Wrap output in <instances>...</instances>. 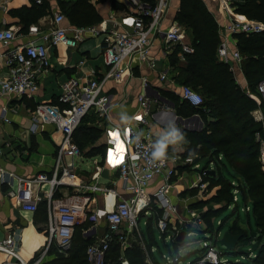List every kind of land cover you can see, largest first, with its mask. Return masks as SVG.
I'll use <instances>...</instances> for the list:
<instances>
[{
    "label": "built area",
    "instance_id": "2783aa9c",
    "mask_svg": "<svg viewBox=\"0 0 264 264\" xmlns=\"http://www.w3.org/2000/svg\"><path fill=\"white\" fill-rule=\"evenodd\" d=\"M35 1L41 4L44 0ZM123 1L130 11L112 28L89 26L74 28L70 31L63 25L64 14L56 12L50 31L42 32L39 27L31 26L28 35L34 40L23 46L8 49L2 54L3 64L8 68V74L0 78V95H12L19 98L32 97L37 92L40 76L51 65L49 56L51 48L60 45L77 48L87 32L92 35H102V56L106 70L100 80L96 77L84 83H80L77 78L68 80L63 86V92L58 97L57 103L39 102L31 112L32 132L44 125L53 126L61 133L62 138L55 152L54 167L51 174L41 173L34 178H18L17 186H12L8 194L15 198L23 210L35 213L41 199L36 196V187L45 183L50 184L51 191L45 195L48 208L46 243L34 258L28 261L19 252L18 235L9 234L0 240V253L5 255V259L0 264H43L54 241L58 253L66 255L72 247L75 229L89 218L97 222L104 220L108 225L102 239L87 248L89 264H105L107 252L115 238L122 242L123 247L128 246L127 234L134 230L140 232L141 216L151 215L152 218H156L158 229L165 239L169 238L176 242L178 234L186 232L183 243H178V246L187 245L186 239L193 235L194 228L202 227L199 230L203 232L206 229L202 226L203 219L200 218L199 221L193 219L191 222L193 229H189L184 224L180 229L173 227L177 207L172 203L170 191L176 187L173 185V177L176 175L177 166L192 164L199 171L202 168L194 163V157L183 158L169 151L163 163L153 161L151 152L155 140L145 128L148 125L147 117L154 101L145 91L149 86L146 80H143V91L138 95L141 113L134 115L129 124L116 126L106 131L108 136L106 162L116 174H119V178L123 180V187L129 191L130 196L124 197L114 187H103L95 183L96 175H94L92 183L84 185L83 193L79 191L63 199L53 197L57 187L75 184L80 170L76 158H81L83 153L74 140V133L82 120L88 114L103 117L113 107L111 96L103 92L104 84L109 80L120 82L132 76L133 67L136 64L147 62L153 67L155 60L152 50L158 40L166 48L180 46L182 50L179 56L182 61H185L186 54L194 52L191 43L186 42L185 27L178 24L175 19L168 18L173 0ZM223 33L230 37L236 34L247 36L261 34L264 33V22L247 18L244 21L230 20L223 26ZM16 36L12 28H1L0 44L8 47ZM37 37L41 38L40 42L36 41ZM218 56L221 61L230 65L234 73H242L243 57L238 48H230L226 38L220 43ZM160 78L166 80L168 77L166 74H161ZM244 91L257 102L258 108L252 116L256 122L261 123L264 132V80L258 84L256 91H252L249 87ZM180 94L183 101L193 106L199 107L204 103L203 96L190 86H182ZM256 138L261 144L260 161L264 164V140L259 132L256 133ZM209 166L207 170H215L214 162H211ZM204 175L207 174L203 169L199 172V181L192 187L204 191L209 185V182L204 181ZM156 176H161L164 183L152 195L148 194L146 188ZM2 179L5 181L4 176ZM232 184L238 185L236 182ZM237 193L238 190H234L235 201ZM90 194H104L106 197V206L93 214L89 212L92 200ZM216 236L218 238V235ZM141 245L144 247L147 264H157L153 258V248L148 250L145 249L144 243L141 242ZM162 257L165 264H182L180 256L163 254ZM189 264H229V262L226 263L222 259L211 240L204 239L202 255Z\"/></svg>",
    "mask_w": 264,
    "mask_h": 264
},
{
    "label": "crops",
    "instance_id": "0c3cea01",
    "mask_svg": "<svg viewBox=\"0 0 264 264\" xmlns=\"http://www.w3.org/2000/svg\"><path fill=\"white\" fill-rule=\"evenodd\" d=\"M76 1L44 0L43 3L39 4L34 0L33 2L38 5L44 4L47 7V13L31 24L28 30H23L25 25L16 11L23 7L31 8L33 6L32 0H0V29L12 28L17 34L16 39L8 47L0 44V78L8 74V68L3 64L2 54L8 49L23 46L29 41L34 40V38H30L28 35L31 26L39 27V30L42 32L50 31L53 26L54 14L56 12L63 14L64 8ZM90 2L97 8L103 18L102 22L93 25L96 28H112L115 23L118 24L119 20L130 11L123 0H111V5L108 7L104 6L105 8H100L103 7L100 4V7H97L99 0H91ZM225 6L227 7V4ZM238 16L246 19L245 16L235 14L234 12L230 13L229 18L230 20H235ZM224 17H221L219 21V23L221 22L219 24L221 42L226 38L230 48H237L235 35L230 37L223 33V26L227 23ZM168 18L170 19V17ZM166 23L168 22L166 21ZM63 25L70 29V31L78 28L66 16ZM101 37L102 35H92L87 32L84 40L79 43L77 48L62 45L51 48L49 51L51 65L40 76L38 90L32 97L24 96L19 98L12 95H0V240L6 238L9 234H17L20 240L19 252L25 260H32L35 254L46 243L48 208L46 222L40 220L42 216H39L36 222V213L23 210L17 204L15 198L9 196L8 192L12 186H17L18 178H34L41 173L51 174L54 167L57 144L62 138L61 133L53 126H39L35 132H32L31 112L39 102L54 103L57 101L63 92L64 84L72 78L79 79L80 83H84L94 77L99 80L102 78L106 65L102 56L103 45ZM40 39L37 37L36 41L40 42ZM186 42L190 43L188 34ZM176 47L178 46L166 48L160 40L156 41L152 50V56L155 60L153 67L147 62L136 64L133 67L132 76L126 77L120 82L109 80L104 84L103 92L111 96L113 107L103 117L93 114L96 116V126L101 129L104 128L105 140L100 144L108 145L107 130H111L116 126L127 125L132 122L134 115L141 113L138 95L143 91V80H146L149 85L148 89L145 90L146 93L154 101L150 108V114L147 117L148 125L145 129L155 142L160 138L162 131L166 130L171 124H175L182 135H184V130H193L190 128V124L193 122H200L203 127V123L197 115L191 118L178 116L173 103L166 96V93L181 96V87L184 86L177 81L176 77L178 73L170 64V56ZM184 63L185 61L180 59V64ZM161 74H166L168 78L161 80ZM235 74L236 80L243 90L248 88V81L244 72H236ZM160 96L167 100H160ZM91 115L88 114L85 118L91 117ZM181 119H190L191 121L183 124ZM188 145L189 141L185 137L184 142L178 145H170L168 149L171 154L180 155L185 158L183 154H185ZM194 158V163L199 164L202 168L200 171L205 167H210L207 165L202 166V162L206 163V160H203V158ZM87 159L93 160L92 169L85 170L82 168L81 163L78 162V160L83 162ZM76 161L80 170L76 176L75 184L57 187L53 193V197L63 199L79 191L83 193L82 190L84 185H86L84 180L86 179L90 181L89 183H92L94 175H96L95 183L103 187H114L124 197L130 196L129 191L123 187V180L119 178V174H116L114 169L110 167V164L106 162L105 156L100 155L89 158L82 155L81 158H76ZM98 163H102V167ZM180 166L195 170L197 176H199L200 171L196 170L192 164L177 166L176 174ZM3 176L5 181L2 179ZM198 181L199 178L191 183L193 185ZM163 183V178L156 176L146 188V192L152 195ZM172 190L170 191V197L174 204L171 194ZM50 191L51 186L48 183L36 187V196L41 198L39 204L42 201L47 202L45 195ZM90 196L92 197L89 205L90 214L106 206L104 194H90ZM107 227L108 225L104 220L94 221V225L88 231V236L95 239L94 242H98L102 239V235L107 230ZM3 260L4 255L0 254V262Z\"/></svg>",
    "mask_w": 264,
    "mask_h": 264
},
{
    "label": "trees",
    "instance_id": "16d2710c",
    "mask_svg": "<svg viewBox=\"0 0 264 264\" xmlns=\"http://www.w3.org/2000/svg\"><path fill=\"white\" fill-rule=\"evenodd\" d=\"M33 1L31 8L23 7L16 11L25 25L23 30H28L31 24L47 13L44 4L38 5ZM90 1L77 0L64 8V13L72 24L89 27L102 22L101 14ZM232 7L238 15L264 22V0H239L234 2ZM176 20L185 27L194 52L186 54L185 63L180 64L179 53L182 49L178 46L170 56V64L178 73L177 81L198 91L203 96L204 103L196 107L183 101L178 95L166 93V96L170 98L178 116L191 118L197 115L201 119L203 123L201 130L183 131L189 141L183 155L201 157L206 160L207 166L214 162L216 176L204 175L203 179L209 182L210 188L220 187L215 200L226 203L205 215V218H208V225L204 232L220 234L225 222L215 220L218 213L232 204L238 211L241 198L245 207L251 206V210L246 213L250 216L251 211L253 212L256 231L259 233L254 238L248 229L236 222L228 231L233 235H241V241H256L258 249L250 254L254 255L250 264H264V164L260 161L261 144L256 138V133L259 132L264 140V132L261 123L256 122L252 116L258 108L257 102L238 84L236 74L230 65L220 60L218 56L221 43L220 27L203 1L180 0ZM235 38L237 48L243 57V72L248 86L252 91H256L258 84L264 80V33L249 36L236 34ZM85 119L74 133L75 142L85 157H95L99 154L105 156L107 146L98 143L104 131L96 126V116H92V121L89 122H84ZM168 151L170 152L169 149ZM206 170L207 167L204 168V172ZM225 170L232 178H237V186L225 177ZM234 190H238L236 201ZM35 213L36 222L39 216H42L40 220L46 222L47 202L42 201ZM153 219L154 217L150 221ZM219 221L221 222L218 223ZM93 225L94 221L91 218L79 225L75 229L72 247L68 253L64 255L57 252L58 254L55 253L50 261H44L43 264H89L86 251L95 239L88 236V231ZM141 234L148 248H152V244L143 233ZM216 242L219 243L218 240ZM175 245L178 246V243L175 242ZM53 252L54 250L49 251L48 255H52ZM235 253L240 254L236 251ZM125 262L147 264L145 252L135 241L123 247L122 242L115 238L107 252L105 264Z\"/></svg>",
    "mask_w": 264,
    "mask_h": 264
},
{
    "label": "rangeland",
    "instance_id": "374dc122",
    "mask_svg": "<svg viewBox=\"0 0 264 264\" xmlns=\"http://www.w3.org/2000/svg\"><path fill=\"white\" fill-rule=\"evenodd\" d=\"M203 4L206 6V8L213 14L215 19L217 20L218 24L221 17L226 18L225 20L228 22L230 21L229 15L230 12H234V8L232 7V4L239 0H227L224 2L223 0H202ZM111 0H99V3L97 4V7L103 6L100 8H105L111 5ZM227 4V7L225 6ZM180 5V0H173L172 7L169 9L168 16L171 19L176 20V12L178 11ZM105 6V7H104ZM225 8V9H224ZM65 15V13L63 12ZM236 14V13H235ZM66 16V15H65ZM233 16V15H232ZM178 23V22H177ZM179 24V23H178ZM220 27V25H219ZM102 39V37H101ZM174 51H172V54ZM95 116V115H91ZM91 117H87L84 122L92 121ZM190 128L193 130H201L202 125L200 122H193L190 124ZM104 131V128H102ZM105 136L103 135L101 139L98 141V143H102L105 139ZM98 144V145H99ZM84 154V153H83ZM85 155V154H84ZM96 155V156H100ZM99 159V158H98ZM183 161V160H182ZM78 162L81 163V166L83 169L88 170L93 168V160L87 159L81 162L78 160ZM99 164V163H98ZM102 163L99 164L100 167H102ZM206 165L205 162H202V166L204 167ZM192 167V166H190ZM225 177L232 182H238L235 178H232L231 175L228 173V171H224ZM198 178L195 170H190L188 167L180 166L178 167V172L174 177L173 185L176 186L171 194L172 199L174 201V204L177 205V212L174 215L173 220V227L176 229H180L182 224L187 226L189 229H193L191 226V222L193 219L195 221H199L200 219H203L204 224L202 226L207 227L208 225V218H205V215L210 212L211 210H215L220 208V206H224L226 203L225 201H217L215 198H217L218 187L210 188V185L207 186V188L202 191L200 188L192 187V183ZM86 182L85 184H90V181L84 180ZM190 182V183H189ZM186 185V186H185ZM238 211L235 210V206L232 204L228 208L220 211L216 217L215 220H221L225 222V225L220 229V234H218V239L215 233L211 232H203L200 231L199 227L194 228V233L192 236H188L186 241L187 245L184 246H176L175 242L171 239H165L160 230L157 226L156 218L153 219L151 222V215L143 216L139 223L140 232L143 233V235L146 237V239L152 244V248L154 250L153 258L157 262V264H165V261L162 257L163 254L170 256L173 254L174 256H180L182 257V264H189L191 262L196 261L200 258L202 255L203 249H204V239H207L208 241L211 240L213 244L216 245V249L218 252L222 254V259L226 263L232 262V263H251L253 255L250 256V254L253 252L252 248L250 247H243L242 252L243 254H236L235 251H228L224 246H222L220 243H217L216 241L220 240L224 234L229 230L230 226L233 225V223H237L238 225L248 229L251 231H256L257 226L255 222V218L253 215V212L251 211L250 216L247 215V208L245 207V204L243 200L240 198ZM251 210V206L249 207ZM212 217V216H211ZM219 221L218 223H220ZM190 222V223H189ZM216 222V221H215ZM138 232L137 230H134L131 233L127 234V241L126 244L132 243V241L137 242L138 245H141V242L146 245L144 240L142 241V234ZM101 236V235H98ZM101 238V237H100ZM99 240V239H98ZM194 242L193 244L189 245L190 243ZM144 250V247H142ZM148 249V246L146 245V248ZM54 250L52 255H48L45 261H50L57 252V246L55 244V241L52 243L50 251ZM1 255H4L0 253ZM5 259V255H4ZM30 261V260H28Z\"/></svg>",
    "mask_w": 264,
    "mask_h": 264
},
{
    "label": "water",
    "instance_id": "95a60500",
    "mask_svg": "<svg viewBox=\"0 0 264 264\" xmlns=\"http://www.w3.org/2000/svg\"><path fill=\"white\" fill-rule=\"evenodd\" d=\"M160 100L166 101L167 99L160 96ZM183 124H186L190 122L191 120H183ZM206 174L209 176H216V170H206ZM257 233L259 231H252L250 232V235L253 236L254 238L257 236ZM186 236V232H180L176 238L177 243H183L184 238ZM241 235H233L229 231H227L224 236L218 241L222 246H224L228 251H236L240 254H242V248L243 247H251L252 251H256L258 249V243L256 241H241ZM231 263V262H229ZM247 264V263H243Z\"/></svg>",
    "mask_w": 264,
    "mask_h": 264
},
{
    "label": "clouds",
    "instance_id": "9594fccd",
    "mask_svg": "<svg viewBox=\"0 0 264 264\" xmlns=\"http://www.w3.org/2000/svg\"><path fill=\"white\" fill-rule=\"evenodd\" d=\"M185 141V136L181 134L175 124L162 131L160 138L153 144L151 156L153 161L163 163L167 159V152L170 145H178Z\"/></svg>",
    "mask_w": 264,
    "mask_h": 264
},
{
    "label": "bare ground",
    "instance_id": "6f19581e",
    "mask_svg": "<svg viewBox=\"0 0 264 264\" xmlns=\"http://www.w3.org/2000/svg\"><path fill=\"white\" fill-rule=\"evenodd\" d=\"M224 2H226V0H224ZM238 20H242V21H244V20H246L244 17H241V16H238V17H236Z\"/></svg>",
    "mask_w": 264,
    "mask_h": 264
}]
</instances>
